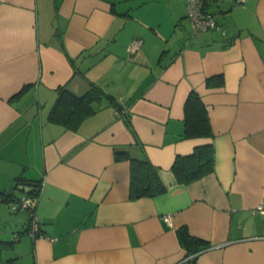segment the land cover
<instances>
[{"label":"crops","instance_id":"obj_1","mask_svg":"<svg viewBox=\"0 0 264 264\" xmlns=\"http://www.w3.org/2000/svg\"><path fill=\"white\" fill-rule=\"evenodd\" d=\"M215 9L220 28L198 32L185 0H0V191L41 181L40 234L0 207L6 264H264V0ZM91 83L118 106L95 103L77 131L48 119L60 86ZM193 89L212 137L181 136ZM208 143L215 171L179 183L176 157ZM119 151L167 191L132 199ZM183 227L210 247L188 252Z\"/></svg>","mask_w":264,"mask_h":264},{"label":"trees","instance_id":"obj_2","mask_svg":"<svg viewBox=\"0 0 264 264\" xmlns=\"http://www.w3.org/2000/svg\"><path fill=\"white\" fill-rule=\"evenodd\" d=\"M104 98L111 104L118 106L115 97L106 94L102 87L95 83H91L88 91L82 95L74 94L66 85L60 86L48 119L53 123L61 124L66 129L77 131L83 121L96 112L94 104L101 102ZM184 124L182 138L214 136L208 109L202 96L195 89L189 93L185 101ZM116 155L117 159L126 158L131 163L130 197L132 199L145 196L155 197L167 191L165 184L159 177L156 166L148 157H136L129 151H119ZM172 170L178 182L183 184H190L214 172V144L199 145L190 154L178 155ZM18 182V184H24L28 181L19 178ZM40 192L41 181L36 182L27 194L37 197ZM20 199V197H16L15 193L6 194L0 191V202H8L10 204ZM178 235L182 246L188 252L196 253L210 247L206 240L190 235L184 227L178 231ZM10 244L11 242L9 241L0 240V263L4 262L2 258L4 247ZM4 263L6 264L7 262L5 261Z\"/></svg>","mask_w":264,"mask_h":264},{"label":"built area","instance_id":"obj_3","mask_svg":"<svg viewBox=\"0 0 264 264\" xmlns=\"http://www.w3.org/2000/svg\"><path fill=\"white\" fill-rule=\"evenodd\" d=\"M219 0H185L187 5V16L191 21L192 27L198 31H205L207 29L220 28L216 16L217 10L215 9L216 3ZM242 2L244 0H236ZM141 45L140 39H135L129 45V51L135 52ZM39 196H32L31 194L24 195L19 201L10 203L13 211L19 209H26L29 211L31 218L30 233L32 236L40 234L41 221L36 213V206ZM259 210L264 212V207L259 206ZM166 221H170L168 215L164 216ZM40 232V233H39Z\"/></svg>","mask_w":264,"mask_h":264},{"label":"rangeland","instance_id":"obj_4","mask_svg":"<svg viewBox=\"0 0 264 264\" xmlns=\"http://www.w3.org/2000/svg\"><path fill=\"white\" fill-rule=\"evenodd\" d=\"M15 193H16L19 197H21L23 192H22V190H21L20 188H17L16 191H15ZM0 207L6 209L7 215H8L9 217H13V216H16V215H17L16 213H14V212L11 210V207H10V206L8 207V205H6V204H2V205H0ZM21 213H22V214H23V213L25 214L24 210H21ZM7 240H9V239H7Z\"/></svg>","mask_w":264,"mask_h":264},{"label":"water","instance_id":"obj_5","mask_svg":"<svg viewBox=\"0 0 264 264\" xmlns=\"http://www.w3.org/2000/svg\"><path fill=\"white\" fill-rule=\"evenodd\" d=\"M18 181H15L11 184V186L6 190V194H12L15 190H16V187L18 185ZM25 185H34L35 183L33 182H25L24 183Z\"/></svg>","mask_w":264,"mask_h":264}]
</instances>
